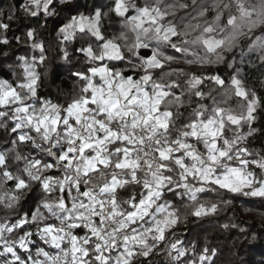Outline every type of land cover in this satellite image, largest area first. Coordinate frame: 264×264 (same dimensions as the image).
Wrapping results in <instances>:
<instances>
[{
	"label": "snow or ice",
	"instance_id": "6c2138e0",
	"mask_svg": "<svg viewBox=\"0 0 264 264\" xmlns=\"http://www.w3.org/2000/svg\"><path fill=\"white\" fill-rule=\"evenodd\" d=\"M52 5L53 0H26L21 7L38 17L41 13L55 15ZM213 10L215 15L209 20ZM109 11L124 18L127 31L106 39L100 22L107 13L100 10L91 16H72L59 29L64 41L79 32L102 42L94 48L85 40L87 47L79 49L93 66L75 73L84 86L67 107L51 101L37 105L40 75L35 70V56L17 58L23 70L18 84L0 80V118L12 120L11 132L17 133L11 151L17 142L36 144L23 131L28 129L48 144L45 152L54 159L50 163L16 152L14 159L23 160L24 167L13 171L8 152H0V205L14 210L26 193L37 189L42 197L34 210L14 221L0 220V264H152L151 257L162 245L171 264H185L181 258L188 250L178 246L179 241L165 243L168 232L181 220L180 210L165 198L167 193L175 196L182 190L179 194L188 197L186 207L196 217L217 212V203L200 201L201 195L217 189L258 198L259 206L264 207V155L244 146L257 131L253 124L261 99L245 87L238 73L226 84L219 75L199 76L178 66L181 60L185 65L212 63L211 56L215 62H223V53L232 51L241 37L251 40L249 50H259L264 61V34L253 35L257 28L264 33V0H145L143 6L133 0H114ZM8 29L9 24L0 21V30ZM27 41H32V49L40 53L39 62L44 63L46 49L37 40L36 29L27 30ZM0 44L9 41L0 39ZM122 49L136 58L129 59L128 66L138 79L123 69L96 63L123 61ZM148 49L150 53L141 51ZM61 51L67 60V50ZM96 77L99 84L94 83ZM206 80L220 89L219 102L211 90H201ZM206 96L213 99V105L199 104L187 122L177 127L183 115L180 109L190 106L193 97L198 102ZM232 96L239 98L237 107H222ZM29 99L32 103H26ZM56 148L58 153L53 151ZM250 166L262 175L257 178ZM54 168L61 175L48 174ZM9 183L12 187H7ZM131 187L142 189L138 197L128 193ZM121 190L128 199H121ZM32 226L54 253L37 247L33 256L29 245L34 233L25 231ZM81 229L84 234L78 235ZM17 230L22 235L10 239ZM20 250L28 253L26 259ZM211 255L205 248L199 264H213Z\"/></svg>",
	"mask_w": 264,
	"mask_h": 264
},
{
	"label": "trees",
	"instance_id": "16d2710c",
	"mask_svg": "<svg viewBox=\"0 0 264 264\" xmlns=\"http://www.w3.org/2000/svg\"><path fill=\"white\" fill-rule=\"evenodd\" d=\"M138 6H143L145 0H133ZM173 2V0H167ZM181 2H188L190 0H181ZM212 3V0H207ZM253 3H258L259 0H252ZM26 3V0H0V21L9 24V29L5 32L0 30V39L6 38L9 41L8 45L0 44V80H7L15 86L23 78V70L18 61L19 56H27L30 59L35 56L37 58L36 72L40 75L39 87L37 89V105L42 101H51L53 104L67 107V104L74 96L80 94L84 82L75 75L76 72H87L91 64L88 63L84 53L79 49L87 44L85 40L92 44L95 48L97 44L102 43L97 41L95 37L84 36L77 32V34L69 41H64L63 36L59 33V29L67 23L72 16H91L96 10H100L102 15L100 27L101 32L106 39H110L118 35L121 31H127L124 28V18L117 16L114 12L109 11L113 7L114 0H71L69 4L60 3V0H53V5L50 10L56 13L52 16H44L41 13L38 17H32L25 13L21 7ZM129 14H134L130 10ZM183 12H178L177 15H183ZM128 15V14H126ZM215 15V11H211L208 19L211 20ZM12 16L9 20L8 17ZM227 13H225L224 21L226 22ZM29 28L36 29L37 40L44 43L47 57L44 63L39 62V51L31 47L32 41L25 42V33ZM264 33L260 28H257L253 35L259 36ZM129 35H133L129 33ZM19 38V40L17 39ZM175 39V38H174ZM251 40L247 37H241L238 45L230 52L223 53L224 61L215 62V56H211L212 63L185 65L181 60L179 67H184L188 71L199 76L219 75L225 80L226 84L230 77L239 74L243 79L245 87L250 92H255L257 97L262 101L260 107L257 109L256 120L253 127L257 129L256 132L248 137L246 146L252 153L257 154L253 147H261L264 149V61L261 59V52L259 50L250 51L249 45ZM66 49L68 52V59H63V52L61 49ZM125 55L123 61L108 60L97 61V64H108L115 68L123 69L128 75H132L134 79H138V75L133 73L129 66V59L136 60L132 57L126 49H122ZM169 54L173 53L172 49H165ZM178 55V54H177ZM200 55L204 52L201 50ZM189 59L192 57L189 56ZM138 63V61H136ZM176 66V65H174ZM90 74V73H89ZM100 82L98 77L95 78L94 83ZM201 90L208 93L211 90L212 97H215L217 102L222 98V93L218 86L211 81H205L201 86ZM176 93L179 94L181 89L177 88ZM198 98L193 97V103L190 106L181 108L183 115L177 120V127L181 126L182 122H187L186 118L192 109L198 107L199 104H205L209 107L213 105V99L207 97L204 100L197 101ZM239 98L232 96L226 103L221 104L222 107H237ZM26 103H32L29 99ZM3 110V109H0ZM9 112V116H11ZM0 152H8V163L11 170H22L24 161H16L13 159L16 152L29 158H39L42 161L54 162L52 157L47 156L46 152H42L39 147L31 143L20 144L17 142L15 151H11L14 145L13 140H16L17 133L11 132L13 121L10 119L0 118ZM36 140L37 144L47 148L48 144L41 141L38 134L34 131L24 129ZM247 131V126L243 129ZM175 135V132H173ZM228 136L232 133L228 132ZM195 142V141H192ZM204 151L203 145H198ZM59 152L60 149H53ZM258 158V157H257ZM250 171H253L257 178L262 173L255 166H250ZM50 175H61L59 169L54 168L48 173ZM7 187H12L11 183ZM35 188V185H34ZM142 189L131 187L128 193L139 196ZM182 190H177V194L173 196L172 193L166 194V199L175 205L176 208L183 213L185 209H189L190 214L186 218H182L180 222L171 229L167 234L166 244L179 241L178 246H182L188 250L187 256L181 258L185 264H199L198 257L203 254V250L207 248L211 255L213 264H264V207H260L258 198H248L237 196L227 192V190H220L224 193L222 197H218L216 193H210L207 196L201 195L200 201L210 200L218 204V209L215 214L196 217L191 214L192 209L186 207L190 204L187 196H181L179 193ZM55 195V194H54ZM121 199H128L129 195L123 190L120 193ZM42 197L39 194V189L35 192H28L16 206L14 210H7L0 205V220L8 218L14 221L18 215H23L30 210H34L40 203ZM231 200V204H225L224 201ZM164 201H160L163 203ZM125 207H127L125 205ZM246 208L248 210H246ZM51 222V221H49ZM227 225V227H225ZM25 231H32L33 243L29 245L31 253L35 254L37 247H43L45 250L53 252L55 249L49 248L43 241L35 235V226L26 227ZM22 233L17 230L12 233L9 238H18ZM21 255L26 259L28 253L20 250ZM42 259V258H41ZM152 264H171L164 245H162L158 254L151 257Z\"/></svg>",
	"mask_w": 264,
	"mask_h": 264
},
{
	"label": "clouds",
	"instance_id": "9594fccd",
	"mask_svg": "<svg viewBox=\"0 0 264 264\" xmlns=\"http://www.w3.org/2000/svg\"><path fill=\"white\" fill-rule=\"evenodd\" d=\"M0 126H2V125H0ZM35 146L39 147L42 152H45V148H43L42 145L36 143ZM13 159H14V157H13ZM214 193H216L218 197H222L224 195V193L220 192L219 189L215 190ZM189 214H190V211H189V209L186 208L185 211L183 213H181V217L186 218L187 215H189Z\"/></svg>",
	"mask_w": 264,
	"mask_h": 264
},
{
	"label": "built area",
	"instance_id": "2783aa9c",
	"mask_svg": "<svg viewBox=\"0 0 264 264\" xmlns=\"http://www.w3.org/2000/svg\"><path fill=\"white\" fill-rule=\"evenodd\" d=\"M73 123H74V122H73ZM61 127H62V126H61ZM198 148H199V150H200L201 152H203L202 149H201L200 147H198ZM253 148L256 149L257 154L264 155V149H262L261 147L257 146V147H253ZM260 172H261V170H260ZM82 187H83V186H82ZM77 234H78V235H83V234H84V230H83V229L79 230V231L77 232ZM55 251H56V250H54L53 253H54Z\"/></svg>",
	"mask_w": 264,
	"mask_h": 264
},
{
	"label": "water",
	"instance_id": "95a60500",
	"mask_svg": "<svg viewBox=\"0 0 264 264\" xmlns=\"http://www.w3.org/2000/svg\"><path fill=\"white\" fill-rule=\"evenodd\" d=\"M141 51H148L150 53L151 49H148V50H141Z\"/></svg>",
	"mask_w": 264,
	"mask_h": 264
},
{
	"label": "crops",
	"instance_id": "0c3cea01",
	"mask_svg": "<svg viewBox=\"0 0 264 264\" xmlns=\"http://www.w3.org/2000/svg\"><path fill=\"white\" fill-rule=\"evenodd\" d=\"M98 79H99V77H98ZM97 84H99L100 82H96Z\"/></svg>",
	"mask_w": 264,
	"mask_h": 264
}]
</instances>
